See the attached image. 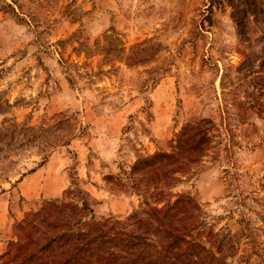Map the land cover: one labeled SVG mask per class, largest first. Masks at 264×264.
Instances as JSON below:
<instances>
[{"label": "rangeland", "instance_id": "obj_1", "mask_svg": "<svg viewBox=\"0 0 264 264\" xmlns=\"http://www.w3.org/2000/svg\"><path fill=\"white\" fill-rule=\"evenodd\" d=\"M177 199L264 264V0H0V264L103 252Z\"/></svg>", "mask_w": 264, "mask_h": 264}, {"label": "trees", "instance_id": "obj_2", "mask_svg": "<svg viewBox=\"0 0 264 264\" xmlns=\"http://www.w3.org/2000/svg\"><path fill=\"white\" fill-rule=\"evenodd\" d=\"M181 202L179 199L164 205L162 208L146 207L129 217L123 224L121 238L114 240L112 247L94 254L95 249L80 245L75 249L65 248V254L56 256L57 259L49 260L50 264H207L208 261L215 264H230L228 258L220 252L206 249L202 241L191 237L188 230H182L178 222L174 221L172 212ZM145 214L143 218L137 216ZM136 216V218H135ZM134 219L131 223L130 221ZM185 229V228H183ZM102 239L110 240L104 236ZM54 252V249L49 251ZM55 255V254H54ZM9 261L12 255L6 253ZM29 258V256H27ZM52 258H56L51 256ZM27 259V258H26Z\"/></svg>", "mask_w": 264, "mask_h": 264}]
</instances>
